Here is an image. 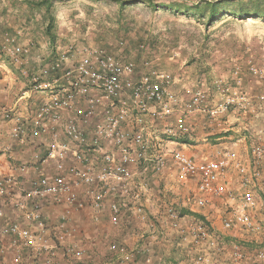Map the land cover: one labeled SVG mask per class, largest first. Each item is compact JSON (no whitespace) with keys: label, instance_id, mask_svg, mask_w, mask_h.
Returning <instances> with one entry per match:
<instances>
[{"label":"crops","instance_id":"0c3cea01","mask_svg":"<svg viewBox=\"0 0 264 264\" xmlns=\"http://www.w3.org/2000/svg\"><path fill=\"white\" fill-rule=\"evenodd\" d=\"M45 24L41 9L32 10L23 0H0V45L5 35H18V42L30 47L28 55L18 63L10 62L0 51V183L4 187V193L0 194V208L3 221L28 227L33 234L32 246L24 248L12 242V235L3 236L0 264H45L47 260L51 264H118L120 254L111 248V244L133 250L136 264H191L186 253L172 246L179 238L178 233L167 225L162 207L167 200L180 207L182 215L189 216L184 198L188 190L193 189V182L178 184L176 188V169L169 154L164 155L163 175L153 172L151 165L159 152L173 149L198 161L217 158L224 151H233L246 160L251 143L247 141V132L240 131L243 128L240 125L246 126V122L241 121L243 115L228 114L222 118L221 124L211 126L212 122L204 115L189 114L183 119L192 127L191 135L172 136L166 133V128L171 124L174 132L177 131L176 125L183 116L181 105L171 115L162 118L152 115L156 109L150 107L142 124L136 123V116L131 111L123 122V130L127 138L140 132L145 143L143 157L137 163L127 165L137 181L146 183L140 197L144 210L137 216L126 209V201L132 200L122 197L123 185L117 184V191L113 192L104 182L84 184L69 171L70 168L90 169L96 173L105 166L113 167L120 162V146L112 139L101 137L97 143L94 142L95 127L103 121L101 110L105 105L98 91L76 96L71 110H58L55 117H45L39 131H33L35 113L51 89H64L68 83L61 78L60 71L50 72L42 78L46 85L44 90L33 92L30 89L32 75L58 53L57 49L47 46ZM170 91L181 101L188 96L175 82ZM88 99L94 103L95 112L83 122L77 111L88 107ZM3 111H11L13 119L5 118ZM70 118L77 120L83 140L73 141L65 135V124ZM17 122L22 131L13 136L12 130ZM139 146L132 141L129 151L135 153ZM61 151L64 152L62 157L59 156ZM105 155L112 157L108 164L104 161ZM58 174L65 177L74 198H70L68 193L58 198L28 195L41 177L51 178ZM234 178L237 181V177ZM162 187L166 191L165 196L159 193ZM96 192H103L100 207L93 204ZM113 201L119 206L117 224L112 222L109 207ZM34 205L38 206L47 227L40 235L41 239L37 237V229L24 216ZM222 206V202L216 201L195 214L219 229L217 213ZM186 224L185 218L181 221L184 230ZM229 236H222L221 241L241 242ZM224 254L222 251L218 258L213 256L212 260L216 264H230ZM245 263L246 260L234 264Z\"/></svg>","mask_w":264,"mask_h":264},{"label":"built area","instance_id":"2783aa9c","mask_svg":"<svg viewBox=\"0 0 264 264\" xmlns=\"http://www.w3.org/2000/svg\"><path fill=\"white\" fill-rule=\"evenodd\" d=\"M122 44V43H120ZM143 48V45L140 46ZM30 47L18 42V35H5L0 45V51L4 53L12 63H18L23 56L28 55ZM71 48L65 51H58L55 58L41 67L37 73L31 77V91L38 92L44 90L46 86L42 78L50 72L60 71L62 79L68 83L64 89H51L48 98L37 109L34 116V132H38L45 117H55L58 110H71L76 96H86L92 90L98 91L102 96L105 105L102 108L103 121L95 127L94 142L98 139L110 138L116 145L120 146V162L113 167H104L94 173L90 169L77 170L70 168L69 171L82 183L90 185L94 182H104L109 185L111 191L116 192V185L124 186L122 197L132 200L126 201V209L132 213L141 215L143 205L140 197L146 188L145 182L137 181L134 173L130 172L127 165L137 163L143 157V143L140 132L135 133L131 138H127L123 130V122L133 111L136 116V123L142 124L144 116L150 107L156 110L151 112L159 118L171 115L178 105H181L182 117L179 120L177 131L169 124L166 128L168 135H191L192 127L184 121V117L189 114H202L210 122L211 126L222 123V118L229 113L244 115L250 120L248 124L258 120V128L248 133L250 141L249 157L241 159L235 152L224 151L214 159L196 160L180 150H166L158 153L152 163L153 172L163 175L164 155L169 154L175 171L176 188L178 184L193 182V189L188 190L184 198L185 208L190 213L189 216L182 215L176 204L164 202L162 211L163 217L169 228L178 233L175 245L181 246L183 241L188 240L197 252L191 259V264H216L212 255L206 256L204 246L211 248L217 253L225 252L224 244L219 240L218 235H214L213 228L209 220L195 214L208 204L216 201L223 202V214L217 218L221 228L226 231V235L236 236V232H251L264 234V220L255 216V210L264 212V91L256 93H245L235 89L241 83L239 70L236 68L232 72L231 80L216 78L213 81L214 98L209 92V88L197 87L187 89V98L183 101L171 93L170 87L175 82V77L168 71L148 67L145 72L137 73L132 61L121 60L115 54L100 48H83L74 53ZM74 59V61H73ZM252 74L264 79V71L261 68H251ZM231 83L235 86L232 87ZM217 99H216V98ZM182 102V103H181ZM94 103L88 99V107L85 110H78L77 114L84 122L95 112ZM5 118L13 119L11 111L1 112ZM18 120V119H17ZM12 130L13 136H17L22 128L18 125ZM248 126V125H247ZM65 135L73 141L83 140V133L78 126L77 120L70 118L64 128ZM140 145V149L131 153L129 146L131 142ZM64 149V148H62ZM63 151L59 153L62 157ZM106 164L112 161L110 155L104 156ZM61 166L59 165V168ZM231 175L237 177V184L231 183ZM143 187V188H142ZM71 187L65 177L61 174L51 178L41 177L38 183L28 191L29 196L45 197L53 196L58 198L64 193L70 194ZM4 193L3 184L0 183V194ZM163 196L165 189L159 190ZM103 199V192H96L93 195V204L100 207ZM112 213V222L117 224L119 206L116 201L109 205ZM26 220L32 223L38 231V238L41 239L46 230V224L41 216L39 208L34 205L24 214ZM205 216V215H204ZM187 219V228L181 226V221ZM12 235V242L18 247L32 246L33 234L28 227H22L18 223L5 222L2 219L0 208V244L2 237ZM243 242L235 241L231 243L226 257L235 262L244 260H264V246L256 248L251 256H248L247 249ZM192 247V246H191ZM120 257L118 264H136L133 250H127L123 246L111 244ZM246 250H245V249ZM1 251V246H0ZM45 264H51L49 260Z\"/></svg>","mask_w":264,"mask_h":264},{"label":"rangeland","instance_id":"374dc122","mask_svg":"<svg viewBox=\"0 0 264 264\" xmlns=\"http://www.w3.org/2000/svg\"><path fill=\"white\" fill-rule=\"evenodd\" d=\"M196 1L198 0H153L154 3L163 5L155 10L145 2H131L121 7L114 0L55 1L51 11L54 16L52 32L56 35V41L52 45L45 36L47 46L60 52L71 48L74 53L83 48H100L118 55L121 60L132 61L137 73L145 72L148 67L165 70L175 77V84L182 86L184 90L185 87L190 90L207 87L213 98L214 79L222 77L233 82L232 72L236 68L240 72L241 83L235 86L233 82L232 87L249 94L264 91V79L251 72L253 67L264 71V19H239L231 15L229 11L236 8V3L227 5L228 11L218 14L211 23L207 22L206 15L200 17L166 7L167 3L191 4ZM43 9L42 7L41 11ZM138 44H144L145 48H140ZM246 115L248 114H245V119L244 115L241 118L246 126L240 125L243 127L240 131H245L248 135L258 128V120L251 124L254 126L252 127L248 124L250 119ZM247 141L250 143L249 139ZM234 177L236 176L231 175L229 181L237 184ZM223 210L222 206L217 217L223 214ZM255 216L264 220L263 210H255ZM217 223L220 226L219 220ZM212 228L219 240L226 235L221 226L219 229L217 226ZM229 238L243 242L248 256L256 248L264 246L263 233L238 231L236 236ZM222 240L224 247L231 245L225 239ZM172 246L186 253L190 260L197 253L188 244V240L183 241L181 246ZM202 249H205L206 256H220L206 246ZM225 252L229 250L225 248ZM246 262L245 264H264V260ZM230 264L234 262L231 261Z\"/></svg>","mask_w":264,"mask_h":264},{"label":"trees","instance_id":"16d2710c","mask_svg":"<svg viewBox=\"0 0 264 264\" xmlns=\"http://www.w3.org/2000/svg\"><path fill=\"white\" fill-rule=\"evenodd\" d=\"M26 2L27 7L32 10H39L44 8L42 14L44 16V21L46 22L44 27V33L47 36L49 42L54 45L56 41V35L52 32L54 28V16L52 14V6L55 1L62 0H23ZM119 3L121 7L131 2H145L147 6L151 7L153 10L156 7H163V5H158L154 3L153 0H114ZM231 3H236L234 6L236 8L232 9L230 14L239 18H263L264 19V0H198L191 4L187 3H167L166 7L172 9L176 12H183L185 14L191 13L198 16H207V22L211 23L218 14L225 13L228 11L227 5ZM223 6V8H220ZM144 47V44H141ZM138 44V46H141ZM141 48V47H140ZM112 53V52H111ZM119 57L118 55H116ZM120 58V57H119ZM121 59V58H120Z\"/></svg>","mask_w":264,"mask_h":264}]
</instances>
